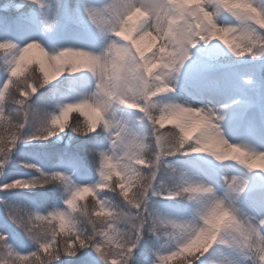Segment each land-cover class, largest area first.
Here are the masks:
<instances>
[{
  "label": "snow or ice",
  "instance_id": "obj_1",
  "mask_svg": "<svg viewBox=\"0 0 264 264\" xmlns=\"http://www.w3.org/2000/svg\"><path fill=\"white\" fill-rule=\"evenodd\" d=\"M0 193V264H264V0H3Z\"/></svg>",
  "mask_w": 264,
  "mask_h": 264
},
{
  "label": "rangeland",
  "instance_id": "obj_2",
  "mask_svg": "<svg viewBox=\"0 0 264 264\" xmlns=\"http://www.w3.org/2000/svg\"><path fill=\"white\" fill-rule=\"evenodd\" d=\"M0 3H3V0H0ZM75 115H78V113H74ZM72 115V114H71ZM74 115V116H75ZM167 127V126H166ZM28 146L27 145H18V148L20 150L21 153L23 152H27L26 151V148ZM171 159V158H170ZM181 159H186V158H181ZM21 171H25L23 169H21ZM0 195H3L2 193H0ZM88 196L85 197V199L87 198ZM84 201H82L81 203H84ZM169 203V202H166V201H161V211L165 210V205ZM0 219H2V217H0ZM221 251H217V252H214L212 254H210L209 256V259H213V260H217L219 261L220 259H226V256H227V250L223 248V246H221Z\"/></svg>",
  "mask_w": 264,
  "mask_h": 264
},
{
  "label": "trees",
  "instance_id": "obj_3",
  "mask_svg": "<svg viewBox=\"0 0 264 264\" xmlns=\"http://www.w3.org/2000/svg\"><path fill=\"white\" fill-rule=\"evenodd\" d=\"M74 115H75V114L73 113L72 116H74ZM75 116H76V115H75ZM26 151H28V147L26 148ZM84 203L87 204L89 208H91L92 203H93L92 198H91L90 196H88V197L85 199V202H84Z\"/></svg>",
  "mask_w": 264,
  "mask_h": 264
},
{
  "label": "bare ground",
  "instance_id": "obj_4",
  "mask_svg": "<svg viewBox=\"0 0 264 264\" xmlns=\"http://www.w3.org/2000/svg\"><path fill=\"white\" fill-rule=\"evenodd\" d=\"M221 260H224V259H220L219 261H221Z\"/></svg>",
  "mask_w": 264,
  "mask_h": 264
}]
</instances>
